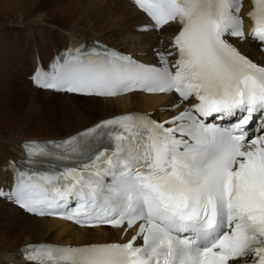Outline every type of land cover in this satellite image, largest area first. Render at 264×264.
Returning a JSON list of instances; mask_svg holds the SVG:
<instances>
[{
	"label": "snow or ice",
	"instance_id": "obj_1",
	"mask_svg": "<svg viewBox=\"0 0 264 264\" xmlns=\"http://www.w3.org/2000/svg\"><path fill=\"white\" fill-rule=\"evenodd\" d=\"M132 3L151 28L177 26L175 51L157 53L161 67L111 51L68 52L34 82L107 98L135 91L175 93L187 106L162 122L129 113L60 143H25L29 158L73 163L19 174L13 191L0 190V197L41 217L133 232L124 243L31 245L26 259L29 264H264V130L248 138L246 128L258 114L264 116V66L228 39L246 38L243 0ZM251 3L247 36L264 51V0ZM169 55L176 57L171 65ZM210 117L234 122L219 126L208 122ZM105 141L109 146L101 147Z\"/></svg>",
	"mask_w": 264,
	"mask_h": 264
},
{
	"label": "bare ground",
	"instance_id": "obj_2",
	"mask_svg": "<svg viewBox=\"0 0 264 264\" xmlns=\"http://www.w3.org/2000/svg\"><path fill=\"white\" fill-rule=\"evenodd\" d=\"M62 6L60 9L56 7L48 11L53 20H60L63 17V21L69 24L66 28L62 27L67 33L60 30H56L59 31L56 33L52 29L40 30V23H49L42 20V16L30 19L27 17L29 14H26L19 18L18 24L27 22L30 25H38L39 27L31 28L33 30L30 32L40 31L45 34V40H38L39 42L36 40L30 46L26 44L25 49H21L26 52L25 58H22L23 53L15 51L25 44L21 41L27 40L25 38L16 39V45L12 46L14 52L8 53L5 50L8 55L18 53L16 68L21 73L22 81L17 74V83L21 87L12 91L17 96L11 98L6 105L0 104L9 119V123L8 121L5 123L6 126L2 125L8 134L0 136V188L8 186L9 165L21 159L23 142L65 138L102 119L126 112L148 113L164 121L184 108L171 109L175 104L174 96L134 93L113 99L84 98L42 91L31 82L25 81L23 73L27 69L32 71L38 58L42 62H50L52 57L65 50L69 44L75 45L82 41L98 39L123 52L142 56L144 54L152 60L154 59L152 49L169 46L170 37L176 30L174 26L171 28L168 26L160 33L153 31L145 16L128 0H69ZM241 49L252 58L260 57L264 60L257 47L249 42L243 43ZM1 69L4 72L6 70ZM7 77L9 74L4 78ZM14 106L16 113L11 108ZM54 110L60 115L59 118ZM25 130L30 132L25 133ZM16 214L19 218L14 219ZM3 218L8 219L5 225H10L3 231L0 230V264H17L16 253L30 243L56 242L73 245L108 243L120 240L121 235L118 229H78L62 221L39 219L0 199V220Z\"/></svg>",
	"mask_w": 264,
	"mask_h": 264
},
{
	"label": "rangeland",
	"instance_id": "obj_3",
	"mask_svg": "<svg viewBox=\"0 0 264 264\" xmlns=\"http://www.w3.org/2000/svg\"><path fill=\"white\" fill-rule=\"evenodd\" d=\"M67 1L69 0H34V1L33 0H0V104L6 105L8 101L11 100V98L12 99L15 98V96L17 95L12 91L16 90L17 87H21V85L17 83L18 73L16 72V67L18 65V62H17L18 53H23L22 58H25L26 52L21 49H25L26 44L27 46H30V44H32L33 42L32 39H34L35 37H37V41L45 40L44 39L45 34H43L44 36H42V33L40 31L39 32L34 31V33L30 32L33 30V29L31 30V28L36 27V26L39 27L38 25H30V24H27V22L18 24V22L20 21L19 18L25 16L26 14H29L27 17H29L30 19L31 18L35 19L36 17L39 18V16H42L43 17L42 20L44 19V21L48 22L49 24L40 23L41 25V27L39 28L40 30L50 31V29H52L55 31L60 30V32L62 31V33L63 32L66 33L65 31L67 30L64 31L62 27L66 28V26L69 24L63 21V17L60 20L59 19L53 20L52 15L51 14L49 15L48 10L51 8L56 9V7L60 9V7H63L62 5H64V2H67ZM29 18H26V19H29ZM25 24H27L28 26ZM56 33H59V31H56ZM19 37L21 39L25 38L27 40H21L22 42H25V44L23 43V46H20L15 50L13 49L12 46L16 45L15 41L16 39H19ZM5 50L8 53H10L11 51L14 52V50L20 51V52L16 54L11 53L8 55L6 54ZM1 68L6 69L5 72ZM28 73L29 71H27L25 75V80L27 82H29L28 75H27ZM6 74H9L10 78L9 77L4 78ZM18 76L20 79L19 74ZM2 105H0V136H3L4 133H6L2 125L6 126L7 124L5 123H7V121L9 123L8 115L5 113L4 109L2 108ZM11 108L14 109L16 113L15 106ZM54 112L57 113L56 110H54ZM49 115L52 117L51 114ZM57 115L59 118L60 115L58 113ZM26 132L29 133L30 130L28 131L25 130V133ZM7 134L8 132L5 135ZM17 217L19 218L18 214H16V217H14V219ZM7 222H8V219L3 218L2 220H0V230L1 231L6 229L10 225V224L5 225Z\"/></svg>",
	"mask_w": 264,
	"mask_h": 264
}]
</instances>
